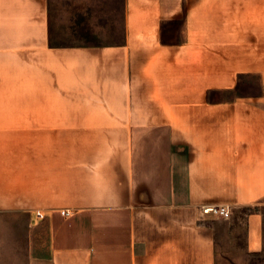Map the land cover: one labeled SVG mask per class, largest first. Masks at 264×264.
Here are the masks:
<instances>
[{
    "label": "crops",
    "instance_id": "obj_1",
    "mask_svg": "<svg viewBox=\"0 0 264 264\" xmlns=\"http://www.w3.org/2000/svg\"><path fill=\"white\" fill-rule=\"evenodd\" d=\"M119 1V40L68 44L55 0H0V212L46 230L28 262L218 264L224 225L228 257L261 249L264 0Z\"/></svg>",
    "mask_w": 264,
    "mask_h": 264
},
{
    "label": "rangeland",
    "instance_id": "obj_2",
    "mask_svg": "<svg viewBox=\"0 0 264 264\" xmlns=\"http://www.w3.org/2000/svg\"><path fill=\"white\" fill-rule=\"evenodd\" d=\"M55 5L64 9L59 27L52 35L55 43H111L122 36L119 0H55ZM254 87L253 81H247L241 91L252 90ZM247 211L246 208L238 211V227L233 232L236 233L238 243L244 241L243 220ZM28 225L29 220L24 213L0 212V264H30L28 257L33 240L35 248H42V243H46V230L33 236ZM228 231V225L219 231L223 239L218 250V264H264V246L254 252L241 251L236 259L228 257V253L221 250L228 246L224 243Z\"/></svg>",
    "mask_w": 264,
    "mask_h": 264
},
{
    "label": "built area",
    "instance_id": "obj_3",
    "mask_svg": "<svg viewBox=\"0 0 264 264\" xmlns=\"http://www.w3.org/2000/svg\"><path fill=\"white\" fill-rule=\"evenodd\" d=\"M62 214H68V211H61ZM201 214H209L215 217H229L230 208L227 205H209L204 204L201 207Z\"/></svg>",
    "mask_w": 264,
    "mask_h": 264
}]
</instances>
